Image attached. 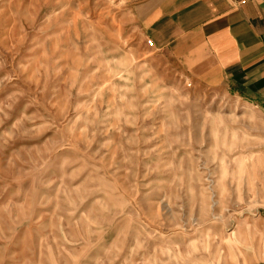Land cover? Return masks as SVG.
I'll list each match as a JSON object with an SVG mask.
<instances>
[{"label": "rangeland", "instance_id": "1", "mask_svg": "<svg viewBox=\"0 0 264 264\" xmlns=\"http://www.w3.org/2000/svg\"><path fill=\"white\" fill-rule=\"evenodd\" d=\"M130 7L0 0V264H264V105Z\"/></svg>", "mask_w": 264, "mask_h": 264}, {"label": "crops", "instance_id": "2", "mask_svg": "<svg viewBox=\"0 0 264 264\" xmlns=\"http://www.w3.org/2000/svg\"><path fill=\"white\" fill-rule=\"evenodd\" d=\"M130 5L154 49L169 52L200 83L264 105V2L130 0Z\"/></svg>", "mask_w": 264, "mask_h": 264}, {"label": "built area", "instance_id": "3", "mask_svg": "<svg viewBox=\"0 0 264 264\" xmlns=\"http://www.w3.org/2000/svg\"><path fill=\"white\" fill-rule=\"evenodd\" d=\"M261 2H264V0H260ZM150 42V41H149Z\"/></svg>", "mask_w": 264, "mask_h": 264}]
</instances>
